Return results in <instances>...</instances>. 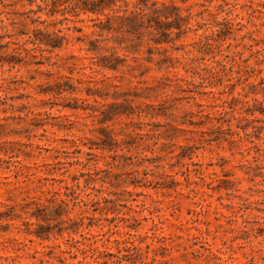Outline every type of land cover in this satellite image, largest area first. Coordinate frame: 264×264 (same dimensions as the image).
<instances>
[{
    "label": "rangeland",
    "instance_id": "374dc122",
    "mask_svg": "<svg viewBox=\"0 0 264 264\" xmlns=\"http://www.w3.org/2000/svg\"><path fill=\"white\" fill-rule=\"evenodd\" d=\"M155 1L172 40L131 48L0 0V264H264V0Z\"/></svg>",
    "mask_w": 264,
    "mask_h": 264
},
{
    "label": "trees",
    "instance_id": "16d2710c",
    "mask_svg": "<svg viewBox=\"0 0 264 264\" xmlns=\"http://www.w3.org/2000/svg\"><path fill=\"white\" fill-rule=\"evenodd\" d=\"M44 4L49 7L50 16H55L58 13L64 16L67 13H72L76 18H80L82 14L94 15L92 19L95 21L94 26L99 27L101 35L103 33L115 37L124 35L133 42L131 48L142 45L144 33L148 35L149 43L153 41L156 44H162L172 40V31L170 30L173 27L170 22L163 23L164 19H170L172 16L170 6L165 3L155 1L150 4V0H139L133 8H130L126 1H124V5H119L118 0H51V2ZM38 6L40 8L38 11L46 9L42 5ZM65 19L67 20L68 17ZM33 22L35 23V21ZM153 30H158V33L153 34ZM60 33L61 31L45 32L41 29H35L33 31L34 37L29 36L28 42L41 48L42 51L54 52L62 49L65 44L66 37ZM98 43L99 40H90L88 50L95 55L99 54L96 59H93V64L104 70L119 71L122 63L116 56V52L104 55L102 52L109 50L101 47ZM112 118L106 112L103 114L101 122H107ZM105 136L106 139H114L108 130H105Z\"/></svg>",
    "mask_w": 264,
    "mask_h": 264
}]
</instances>
